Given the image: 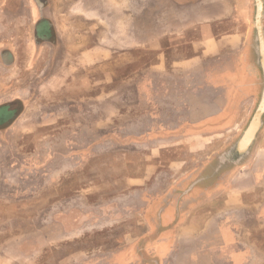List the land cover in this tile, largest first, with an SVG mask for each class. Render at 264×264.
<instances>
[{
  "label": "crops",
  "instance_id": "0c3cea01",
  "mask_svg": "<svg viewBox=\"0 0 264 264\" xmlns=\"http://www.w3.org/2000/svg\"><path fill=\"white\" fill-rule=\"evenodd\" d=\"M48 1L0 0V168L33 169L26 152L10 151L18 139H27L22 134L29 124H97V113L115 106L126 114L120 124H153L145 132L183 143L187 150L194 138L205 136V124H230L233 129L238 124V129L259 100L263 78L251 0H103V22L97 19L98 0H73L67 8L66 0H57L63 21L68 16L74 23L89 22L88 40L79 23L60 26ZM98 27L104 32L99 41ZM130 34L135 41L126 45ZM119 40L117 48L113 43ZM118 51H136L138 57L133 69L122 66L120 80L112 85V74L97 77V71L111 70ZM100 82L105 88L97 92ZM198 125L201 129L192 131ZM159 132L168 136L157 137ZM263 134L264 125L249 158L220 172L215 186L201 185V173L195 181L191 166L178 172L193 155L178 156L155 172L156 177H167L168 184L154 187L151 196L149 185L127 186L116 200L101 202L75 194L49 204L43 222L135 226L140 232L133 240L142 238L144 243L131 247V254L129 248L117 251L116 264H264ZM147 137L152 136L142 135ZM41 141L48 146V138ZM72 150L62 155V164L79 154ZM55 157L59 155L47 153L41 161L42 177L57 174L46 168ZM3 176L0 173L2 183ZM214 194L218 200L209 202ZM70 202L76 214L68 222L61 219V209ZM55 208L58 212L52 215ZM119 217L125 218L117 221ZM209 229H216V239L207 237ZM75 238L86 239L79 233ZM86 257L98 263L92 254Z\"/></svg>",
  "mask_w": 264,
  "mask_h": 264
},
{
  "label": "rangeland",
  "instance_id": "374dc122",
  "mask_svg": "<svg viewBox=\"0 0 264 264\" xmlns=\"http://www.w3.org/2000/svg\"><path fill=\"white\" fill-rule=\"evenodd\" d=\"M72 1L66 0L64 8L70 7ZM48 2L55 14L54 19L60 26L67 29V27H72V24L79 23L82 36L84 35L86 37L84 39L88 40L89 22L87 20L74 23L72 17L67 16L63 21L62 14L57 11L62 9V3L59 7L58 3L60 2L57 0ZM251 3V23H253V0ZM101 8H104L103 0H98L97 19L103 22L104 10ZM115 9L113 5V10L115 11ZM97 30L98 41L103 40L104 32H99L100 27ZM113 30L117 32L119 29L114 26ZM252 30L255 34L253 27ZM118 33L120 34V32ZM134 41L135 36L132 37L130 34L128 42L123 43L132 45ZM120 43L119 40L118 42L114 41L113 44L120 48ZM122 52L118 51L120 55L114 59L111 70L98 67L97 77L106 72L112 74L114 78L112 85H115L120 80L119 73L124 64L130 65V70L133 69L138 57L137 52L129 51L121 55ZM104 88V83L100 82L96 86V91H104ZM100 99V103L103 104V98ZM254 107L250 113L246 114V119L236 130L238 124H233L234 129L228 128L230 124H205V136L194 138L192 148L189 149L187 146V150H184L183 143L156 139L152 135L153 132L150 131L151 134L145 132L149 131L145 128L147 126L154 127L153 124H129V127L128 124H120L126 114L123 115L120 110L115 109V106L113 109L108 108L98 112L96 119L99 122L97 124H80V128L77 124H29L28 131H23L22 134V136H28L27 139H18L17 141L20 143L16 145L14 143L10 151L13 152L16 149L18 155L26 152L30 156L27 163H32L30 168L33 169L26 171L25 168H22V171L14 172L12 171L13 167H7L5 164L0 168V173L3 172L4 180H6L4 183L0 180V264H92L91 257H86L90 254L93 255V259L98 260L97 264H116L114 259L117 251L129 248V254H131V247L136 248L137 245L141 247L144 243L142 238L133 240L140 232L138 228L130 224L121 225L116 222L86 227L74 224H46L42 218L48 211L47 206L75 194L87 196L92 201L99 200L98 202L108 199L116 200L120 196L119 193L122 190L124 192L126 187L131 185H149L150 190H154V187L158 186L166 187L168 178L162 176V173L156 177L158 175H154L155 172L162 171L169 164V159L178 156L184 157V155H193V161H189L187 165L180 164L178 172L182 171L185 166H191L194 170V180H197V177L200 178L199 174L201 173V176L205 178L201 185L215 186L218 174L233 169L235 166L229 162L220 166L217 156L237 139ZM136 115L133 112L130 114L133 118ZM123 126L126 129L122 130ZM198 129H201L200 125L192 127V131ZM148 134L152 137L142 138V135L145 137ZM159 135L166 138L168 133H156L157 137ZM41 137L48 138V146L45 143L42 145ZM130 139L140 140V142L138 141V144L129 143ZM73 141L74 145L69 144ZM72 149H75L80 155L75 154L73 158L65 160L62 164V155H71L74 151ZM47 153L59 155L46 167L49 172H58L51 177H42L39 172L41 161L47 156ZM160 155L167 159H162ZM206 156L208 159L203 162ZM80 158L82 161L78 163ZM61 164L64 167L61 168L59 166ZM7 182H11V184L9 185ZM190 182V179L182 182L183 187L178 189V195ZM83 188H86V191H83ZM25 189H31L33 193H25ZM155 193L154 190L148 194L151 196ZM207 200H210L209 202L212 200L215 203L218 199L214 194L209 195ZM72 204L73 202H70L69 205L61 209L62 220H68L69 216L76 214ZM57 212L56 208L50 210L52 215ZM124 218L119 217L116 220L120 221ZM78 233L86 239L75 238ZM206 235L213 240L218 237L216 229H209ZM14 249L17 252L15 255ZM146 259L148 260L147 257ZM162 262H164V258ZM167 264H171L170 261Z\"/></svg>",
  "mask_w": 264,
  "mask_h": 264
},
{
  "label": "water",
  "instance_id": "95a60500",
  "mask_svg": "<svg viewBox=\"0 0 264 264\" xmlns=\"http://www.w3.org/2000/svg\"><path fill=\"white\" fill-rule=\"evenodd\" d=\"M253 6L254 20L252 27L255 30V36L258 42L257 54L259 68L263 78L262 89L259 100L237 139L217 156L220 166L226 162L232 165H239L241 162L247 160L264 125V0H253Z\"/></svg>",
  "mask_w": 264,
  "mask_h": 264
},
{
  "label": "flooded vegetation",
  "instance_id": "af4514ba",
  "mask_svg": "<svg viewBox=\"0 0 264 264\" xmlns=\"http://www.w3.org/2000/svg\"><path fill=\"white\" fill-rule=\"evenodd\" d=\"M255 35V34H254ZM254 39H255V44L257 45L258 44V42H257V40H256V36H254Z\"/></svg>",
  "mask_w": 264,
  "mask_h": 264
}]
</instances>
